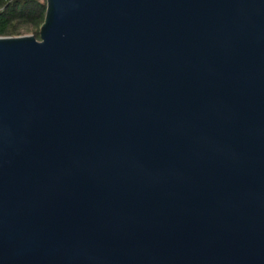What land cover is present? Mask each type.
<instances>
[{
  "label": "water",
  "instance_id": "water-1",
  "mask_svg": "<svg viewBox=\"0 0 264 264\" xmlns=\"http://www.w3.org/2000/svg\"><path fill=\"white\" fill-rule=\"evenodd\" d=\"M0 37V264H264V0H45Z\"/></svg>",
  "mask_w": 264,
  "mask_h": 264
},
{
  "label": "trees",
  "instance_id": "trees-1",
  "mask_svg": "<svg viewBox=\"0 0 264 264\" xmlns=\"http://www.w3.org/2000/svg\"><path fill=\"white\" fill-rule=\"evenodd\" d=\"M45 0H0V37L33 35L44 21Z\"/></svg>",
  "mask_w": 264,
  "mask_h": 264
}]
</instances>
